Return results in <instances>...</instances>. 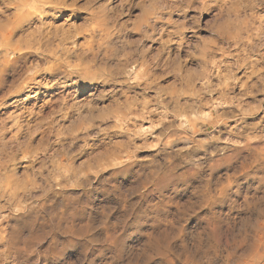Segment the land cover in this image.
I'll return each instance as SVG.
<instances>
[{"label": "clouds", "instance_id": "clouds-1", "mask_svg": "<svg viewBox=\"0 0 264 264\" xmlns=\"http://www.w3.org/2000/svg\"><path fill=\"white\" fill-rule=\"evenodd\" d=\"M0 264H264V0H0Z\"/></svg>", "mask_w": 264, "mask_h": 264}]
</instances>
